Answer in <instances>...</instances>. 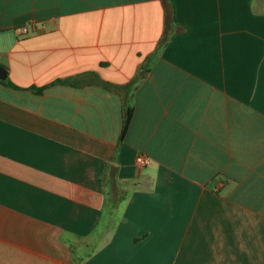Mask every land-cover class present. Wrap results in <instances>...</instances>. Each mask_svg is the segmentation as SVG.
<instances>
[{"label": "crops", "instance_id": "0c3cea01", "mask_svg": "<svg viewBox=\"0 0 264 264\" xmlns=\"http://www.w3.org/2000/svg\"><path fill=\"white\" fill-rule=\"evenodd\" d=\"M172 2L0 0V264H264V0Z\"/></svg>", "mask_w": 264, "mask_h": 264}, {"label": "trees", "instance_id": "16d2710c", "mask_svg": "<svg viewBox=\"0 0 264 264\" xmlns=\"http://www.w3.org/2000/svg\"><path fill=\"white\" fill-rule=\"evenodd\" d=\"M164 2H166V5H167L168 7L173 6V2H172V0H164ZM172 21H175V19H173ZM54 82H69V81H68V80L66 81V80H63V79H57V80L54 81ZM6 83H8L9 85H11V86H13V87H17V88H18V86H16V85L13 84V83H10V82H6ZM44 87H45V86H42V87H29L28 89H30V90H34V91H36V92H41V91L43 90ZM131 115H132V106H131V104L128 102V103L126 104V106H125L124 119H123V127H122V131H121V136H120V138H121V137L123 138V136H124V133H125V131H126V129H127V126H128V124H129V121H130Z\"/></svg>", "mask_w": 264, "mask_h": 264}, {"label": "built area", "instance_id": "2783aa9c", "mask_svg": "<svg viewBox=\"0 0 264 264\" xmlns=\"http://www.w3.org/2000/svg\"><path fill=\"white\" fill-rule=\"evenodd\" d=\"M26 30V27H24ZM151 158L146 154H138L136 157V161L140 166H145L150 162ZM62 264H71L70 262H63Z\"/></svg>", "mask_w": 264, "mask_h": 264}, {"label": "water", "instance_id": "95a60500", "mask_svg": "<svg viewBox=\"0 0 264 264\" xmlns=\"http://www.w3.org/2000/svg\"><path fill=\"white\" fill-rule=\"evenodd\" d=\"M7 76L6 69L0 65V79H5Z\"/></svg>", "mask_w": 264, "mask_h": 264}]
</instances>
